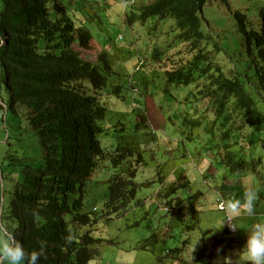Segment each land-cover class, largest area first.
<instances>
[{
	"label": "trees",
	"instance_id": "trees-1",
	"mask_svg": "<svg viewBox=\"0 0 264 264\" xmlns=\"http://www.w3.org/2000/svg\"><path fill=\"white\" fill-rule=\"evenodd\" d=\"M206 3L147 0L130 6L127 23L173 20L179 41L188 43L194 53L187 59H174L165 69L167 77L189 83L196 79V67L201 68L198 72H203L204 82L199 92L214 105L213 124L220 122L223 145L230 138L244 136L258 157L254 161L244 152L228 150L220 160L231 174H251V188H258L264 202V7L259 10V29L249 27L246 16L237 18L245 35L247 60L228 70L219 63L210 69L222 46L203 17ZM74 5L72 0H0V144L4 145L0 220L14 229L23 227L18 238L29 252L43 242L45 252L39 264H89L97 257L101 238L81 231V226L97 224L96 214L118 216L138 190L133 162L142 154L102 145L107 102L119 88L108 87V55L91 52V32L80 24ZM151 55L158 64L165 57L157 46ZM106 166L111 174L106 180L108 190L98 203L100 209L95 202L85 205L89 182ZM25 214L29 222L24 227L19 217ZM176 216L181 218L180 211ZM76 221L78 231L73 228ZM233 241L226 236L215 239L216 249L213 246L205 264H219V255Z\"/></svg>",
	"mask_w": 264,
	"mask_h": 264
},
{
	"label": "rangeland",
	"instance_id": "rangeland-1",
	"mask_svg": "<svg viewBox=\"0 0 264 264\" xmlns=\"http://www.w3.org/2000/svg\"><path fill=\"white\" fill-rule=\"evenodd\" d=\"M73 1L78 7L75 14L80 24L92 34L91 44L95 48L91 52L103 50L108 54L110 68L105 72L108 87L119 88L107 102L109 110L104 123L107 131L101 137L102 145L115 147L119 140L142 154L138 160L132 158L136 166L133 181L138 190L129 207L118 216L96 214L97 224L88 225V229L81 226V231L89 230L101 238L96 245L97 257L89 264H205L204 234L217 235V231L223 229L229 238L238 232L237 228L234 231L227 229L224 214L217 210L216 196L220 191L232 192L233 200L241 201L254 183L251 174L242 177L239 173L231 174L220 156L232 150L244 152L257 161L255 150L244 136L243 139L234 136L226 140V147L223 145L220 122L213 124L214 105L208 98H201L199 92L204 82V76L200 77L203 72H198L201 68L196 67V79L189 83L168 80L167 66L173 64L174 59L181 56L187 59L194 53L188 43L179 41L178 30L171 18H153L141 25L134 22L132 24L136 26L131 29L126 21L130 6H139L147 0H129L127 3L123 0ZM262 7L264 0H207L203 17L222 46L210 69L219 63L228 70L247 60L245 35L239 29L236 13H245L250 19L248 26L259 29L258 16ZM118 35H122L123 40H117ZM155 46L165 54L160 64L154 63L151 55ZM139 61L143 62L142 66ZM208 71L204 72L205 76ZM253 90L257 91L255 87ZM237 117L240 118L239 112ZM122 126H125V135L117 136L116 130ZM135 127L136 133H131ZM236 141L238 143L234 144ZM3 146L0 144V156ZM110 174L108 166L95 174L86 192L85 205L88 201H102ZM253 189L257 193V202L260 194L258 188ZM257 205L258 202L253 204ZM167 206L173 208L167 210ZM100 207L99 204L97 209ZM178 211L182 218L176 216ZM250 216L253 218L251 223H248V216H239L250 228L256 222L264 221V215ZM79 226L77 221L73 222L75 231L80 230ZM250 228L242 233L245 239ZM241 237L236 236L233 243ZM244 242L233 246L235 252ZM147 244H150L149 248L139 249ZM218 246L220 250L222 245ZM227 252L234 258L235 252L228 247L225 254L219 255L217 263L228 264L224 259Z\"/></svg>",
	"mask_w": 264,
	"mask_h": 264
},
{
	"label": "clouds",
	"instance_id": "clouds-1",
	"mask_svg": "<svg viewBox=\"0 0 264 264\" xmlns=\"http://www.w3.org/2000/svg\"><path fill=\"white\" fill-rule=\"evenodd\" d=\"M128 1L129 0H127L125 2L127 3ZM74 8H75V6H74ZM240 15L246 16V20L247 21L250 20V19L247 18V15L245 13H242V12H237L236 13L237 18L240 17ZM258 17H259V22H258L257 27L260 25L259 24L260 23V16H258ZM151 19H153V18L147 19L148 22ZM147 20L145 22H147ZM126 21H127V15H126ZM145 22H143V23L139 22L137 24L141 25V24H145ZM129 26L132 29V28H134L136 26V24H130ZM117 40H123V36L122 35H118ZM91 41H92V38L90 40V43H91ZM89 48H95L94 44H90ZM101 52H105V51L101 50L100 53ZM142 64H143V62L139 61V65L142 66ZM129 81H130V79H129ZM131 86H133V84H131ZM133 90L135 91L136 88L133 89ZM140 117L142 119L144 118L143 115H141ZM118 127H120V126L118 125ZM136 127H135L134 131L131 132V133H136V130H137ZM106 129H107V127H106ZM120 129L121 130L116 132V135L117 136L125 135V126H122ZM117 142H118V144L115 147H112V148L116 149L117 146H121V147L125 148V150L126 149L133 150L131 148V146H129V145H125V143H122L119 140H117ZM107 147H109V146H107ZM133 151H135V150H133ZM0 179H1V177H0ZM2 181L3 180L1 179V186H2ZM88 189H89V184H88V188L85 190V193H84V196H83L84 200L86 198V195H87L86 192H88ZM219 197H224L225 198V210L224 211L218 209V205H217L218 201H217V199ZM3 198L4 197L1 194V196H0V208H1V204L3 202L2 201ZM234 198L235 197H234L233 193H230V192H225L224 195L221 194V195H219L216 198L217 210L224 214V217H225L224 221H226V227H227L228 230H229L228 221L231 222L230 223V228H232L233 230L237 228L234 225V217H233V215L231 213H237L239 215H244V216L252 215L251 208H252L253 203L257 199V193L252 188H249V189H247L245 191L244 197H243L244 208H243L242 211H239L240 201H234L233 200ZM227 199H229V200H227ZM88 203L90 204L92 202L88 201ZM95 204H97V207H98L99 204L98 203H95ZM167 207H166V209L168 210ZM171 208H173V207H171ZM94 209H96V207H94ZM19 220L24 223V227L29 222L26 214L22 215L21 217H19ZM22 229H23L22 226H17L14 229L13 226H10L9 224H7L4 221L0 220V264H22V262H23V264H39L40 259L44 256V252H45L44 244H43V242H40L38 249H35V250H32L31 252H29L24 247V245L22 244L20 239L18 238L21 235ZM189 231H191V230H189ZM236 234L237 235H234V236L231 235L233 237H230V238H234L235 239L236 236H238L239 231ZM222 236H226L227 237L226 234H223ZM219 237L220 236H210L209 238L203 240L205 245H206L204 253L207 256V258L205 260V263L208 261V259H210L214 240L219 238ZM68 239L70 240L71 238L69 237ZM233 245H234V243L230 247H232ZM147 247L149 248L150 245H148ZM224 259L226 261H228L229 264H264V221L256 222L246 232L245 242L240 247V249L235 252L234 258L233 257H225Z\"/></svg>",
	"mask_w": 264,
	"mask_h": 264
},
{
	"label": "crops",
	"instance_id": "crops-1",
	"mask_svg": "<svg viewBox=\"0 0 264 264\" xmlns=\"http://www.w3.org/2000/svg\"><path fill=\"white\" fill-rule=\"evenodd\" d=\"M224 193L225 192H222L221 193V191L218 193V195L216 196V198L219 196V195H224ZM230 193H232V192H230ZM243 199V198H242ZM236 201V200H235ZM253 204H257V202H254ZM243 206H244V200H241L240 201V207H239V211H241V209L243 208ZM251 210H254L255 212H252V214H258V215H264V202L263 201H258V205L257 206H253L252 205V208H251ZM240 215L239 214H237V213H233V217H234V221L236 222V226H237V229H238V231H239V234L238 235H240V236H242L241 238H239L238 240H237V243H235L233 246H239L241 243H242V241L243 240H245V238H244V236H245V234H242V233H244L248 228H250L249 227V225H248V223H251V216H248L249 218H248V223L246 222V221H244V220H242L240 217H239ZM253 219V218H252ZM252 227V226H251ZM223 234H225L224 233V231H223V229L222 230H219V231H217V235H214V234H209V235H207V234H204V236H202V239L204 240V239H207V238H209L210 236H222ZM231 247V250H232V252H235V247ZM234 254V253H233ZM227 257H229L228 256V252H227ZM187 264H195V263H192V262H187ZM228 264H229V262H228Z\"/></svg>",
	"mask_w": 264,
	"mask_h": 264
},
{
	"label": "built area",
	"instance_id": "built-area-1",
	"mask_svg": "<svg viewBox=\"0 0 264 264\" xmlns=\"http://www.w3.org/2000/svg\"><path fill=\"white\" fill-rule=\"evenodd\" d=\"M217 201H218V209L219 210H222V211H224L225 210V198L224 197H219L218 199H217ZM230 221H228V227H229V230H231V231H234L232 228H230Z\"/></svg>",
	"mask_w": 264,
	"mask_h": 264
}]
</instances>
